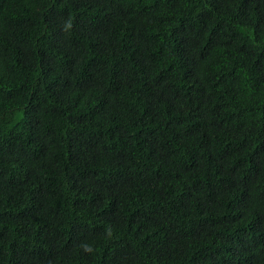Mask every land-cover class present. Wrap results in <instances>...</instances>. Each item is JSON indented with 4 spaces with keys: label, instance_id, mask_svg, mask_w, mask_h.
Listing matches in <instances>:
<instances>
[{
    "label": "trees",
    "instance_id": "16d2710c",
    "mask_svg": "<svg viewBox=\"0 0 264 264\" xmlns=\"http://www.w3.org/2000/svg\"><path fill=\"white\" fill-rule=\"evenodd\" d=\"M0 264H264V0H0Z\"/></svg>",
    "mask_w": 264,
    "mask_h": 264
}]
</instances>
